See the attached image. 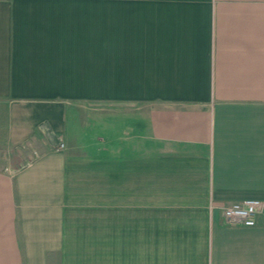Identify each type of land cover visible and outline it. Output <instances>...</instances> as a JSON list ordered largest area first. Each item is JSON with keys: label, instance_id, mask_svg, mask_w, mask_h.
I'll return each instance as SVG.
<instances>
[{"label": "crops", "instance_id": "crops-1", "mask_svg": "<svg viewBox=\"0 0 264 264\" xmlns=\"http://www.w3.org/2000/svg\"><path fill=\"white\" fill-rule=\"evenodd\" d=\"M0 264H264V0H0Z\"/></svg>", "mask_w": 264, "mask_h": 264}, {"label": "built area", "instance_id": "built-area-1", "mask_svg": "<svg viewBox=\"0 0 264 264\" xmlns=\"http://www.w3.org/2000/svg\"><path fill=\"white\" fill-rule=\"evenodd\" d=\"M263 208L264 202L259 200H245L220 207L226 225L244 227L255 226Z\"/></svg>", "mask_w": 264, "mask_h": 264}, {"label": "rangeland", "instance_id": "rangeland-1", "mask_svg": "<svg viewBox=\"0 0 264 264\" xmlns=\"http://www.w3.org/2000/svg\"><path fill=\"white\" fill-rule=\"evenodd\" d=\"M31 153L30 147H0V169L22 167L28 163Z\"/></svg>", "mask_w": 264, "mask_h": 264}]
</instances>
